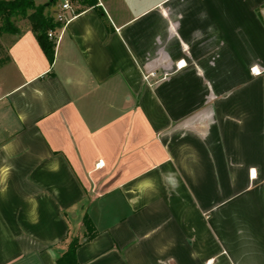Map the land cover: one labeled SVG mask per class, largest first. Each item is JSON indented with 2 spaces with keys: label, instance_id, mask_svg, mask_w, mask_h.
Instances as JSON below:
<instances>
[{
  "label": "crops",
  "instance_id": "crops-1",
  "mask_svg": "<svg viewBox=\"0 0 264 264\" xmlns=\"http://www.w3.org/2000/svg\"><path fill=\"white\" fill-rule=\"evenodd\" d=\"M65 2L0 57V264H264V0Z\"/></svg>",
  "mask_w": 264,
  "mask_h": 264
},
{
  "label": "trees",
  "instance_id": "trees-1",
  "mask_svg": "<svg viewBox=\"0 0 264 264\" xmlns=\"http://www.w3.org/2000/svg\"><path fill=\"white\" fill-rule=\"evenodd\" d=\"M56 2L57 0H53L48 5H41L37 0H0V38L21 35L22 28L16 22L27 20L52 68L57 41L50 39L48 34L50 31L58 32L64 27L62 23L56 22L51 11V7ZM70 2L81 6L77 12L97 5V0H70ZM83 225L85 226L83 236L82 233L70 236L67 249L57 260V264H79L77 250L95 234L88 215L84 216Z\"/></svg>",
  "mask_w": 264,
  "mask_h": 264
},
{
  "label": "built area",
  "instance_id": "built-area-1",
  "mask_svg": "<svg viewBox=\"0 0 264 264\" xmlns=\"http://www.w3.org/2000/svg\"><path fill=\"white\" fill-rule=\"evenodd\" d=\"M68 11L70 12V15L67 14ZM73 14L74 13L72 11V7L70 6L68 2H65L61 7V11L58 12L56 15H54V18L56 22H60L63 25H65L66 23L69 22ZM48 36L50 39L56 40L58 42L59 35L57 34V32L50 31Z\"/></svg>",
  "mask_w": 264,
  "mask_h": 264
},
{
  "label": "rangeland",
  "instance_id": "rangeland-1",
  "mask_svg": "<svg viewBox=\"0 0 264 264\" xmlns=\"http://www.w3.org/2000/svg\"><path fill=\"white\" fill-rule=\"evenodd\" d=\"M39 1H40L39 3H48L51 0H39ZM57 1L60 2V1H63V0H57ZM16 23L22 29L28 28L30 26L29 22L27 20H23V21H20V22L17 21ZM8 43H9V40L7 38H3V39L0 38V57L5 56ZM71 216H74V213H72Z\"/></svg>",
  "mask_w": 264,
  "mask_h": 264
},
{
  "label": "snow or ice",
  "instance_id": "snow-or-ice-1",
  "mask_svg": "<svg viewBox=\"0 0 264 264\" xmlns=\"http://www.w3.org/2000/svg\"><path fill=\"white\" fill-rule=\"evenodd\" d=\"M253 174H254V170H253Z\"/></svg>",
  "mask_w": 264,
  "mask_h": 264
}]
</instances>
